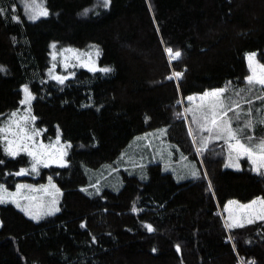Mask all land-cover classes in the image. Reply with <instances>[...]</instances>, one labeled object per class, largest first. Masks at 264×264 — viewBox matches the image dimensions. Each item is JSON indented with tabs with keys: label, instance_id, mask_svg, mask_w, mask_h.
I'll return each mask as SVG.
<instances>
[{
	"label": "trees",
	"instance_id": "16d2710c",
	"mask_svg": "<svg viewBox=\"0 0 264 264\" xmlns=\"http://www.w3.org/2000/svg\"><path fill=\"white\" fill-rule=\"evenodd\" d=\"M28 1L0 0V119L28 85L38 124L71 147L67 163L42 168L61 188L59 211L34 220L0 203V264H264V220L230 228L220 214L230 199L264 198L263 172L246 159L225 167L218 145L199 156L184 112L187 95L243 83L248 52L264 64V0H36L48 14L35 20ZM89 43L110 71L46 75L51 46ZM162 128L174 156L113 165L120 188H94L87 169L122 161L134 137ZM189 155L195 176L165 169ZM0 161V182L15 188L29 156L0 142Z\"/></svg>",
	"mask_w": 264,
	"mask_h": 264
},
{
	"label": "rangeland",
	"instance_id": "374dc122",
	"mask_svg": "<svg viewBox=\"0 0 264 264\" xmlns=\"http://www.w3.org/2000/svg\"><path fill=\"white\" fill-rule=\"evenodd\" d=\"M28 2L31 3L30 1ZM40 8L47 11L44 6H40ZM35 10H37L36 16H41L39 15V9L36 8ZM54 46L55 47L51 46L50 48V62L49 67L46 69V75L54 81L60 82L55 77H66L67 79L72 75L73 69L83 68L90 71H97L104 68L110 69L109 66H102L99 63L100 51L96 43H89L86 46H76L70 44H54ZM252 53L256 54V52H248L246 54L249 68V75L247 77L253 75V69H255L257 76L261 75L262 70L259 65H264L259 62L256 55L255 62H253L250 67L248 56ZM247 77L241 84H226L221 88L205 91L212 92L216 89H225V92L221 96V99L225 104L224 111H227L230 107L234 108L236 104L240 105V108L235 109V111H227L226 117L219 116L221 110L217 107V124L219 125V128L214 127L210 122L205 121L204 119L205 115L210 114L209 106L213 103L214 98L206 97L202 101L200 97L205 93L202 92L187 95L184 100L186 106L184 112H186L187 119L189 118L191 120L193 132L197 139L198 146H194L197 154L199 155V151L205 149L208 145L210 146V144L218 145L216 147L218 150L217 153L220 152L223 156L225 160V167L232 169H239L241 167L242 159L248 160L253 169H255L257 165H254L252 160L246 155H241L235 148L229 147L230 144L235 145L236 140L229 139L226 132L221 133L220 131L221 128L228 127L226 123L228 120L231 121L232 129L241 130L237 133L236 138L239 139L241 143L253 146L254 152L256 151L255 145L259 144V142L264 139V122H262L264 121V96H259V99L256 97L259 89H264V86L258 83L248 84ZM25 88L28 89V94H30L31 100L26 104L21 103L19 108L9 114H6L0 119V129H9L6 132H0V142L5 154H7L5 152V148L8 145L7 141L3 139L4 136H7L8 140L15 142L12 145L13 150H18V146H24L26 144L28 151L35 153L36 158L41 160L42 163H37V170L33 172L32 165L36 162L33 156L29 155L27 152H19V154H27L29 156V162L17 171L19 172L21 169H28L26 174L17 176L19 180L17 181L16 186L25 185L30 187H23L19 190L17 195L11 196L8 195V193H16L17 187L15 186V188H10L6 183L0 182V185H3L4 188L7 189L6 193L0 192V195L4 196L5 202L3 203H12L16 207L17 204H19L20 206L17 208L22 210L30 218L33 219V216L38 214L40 219H42L45 216L52 215L57 212L54 211L52 214H46L53 208L59 209V202L62 193L61 188L57 185L54 177L49 174L42 177V168L53 165H64L67 163V154L71 144L63 138L59 129L52 131L50 128L48 129L45 126L38 124L36 120L37 118H35V120L32 119V117H35L31 108L33 94L31 93L28 85H23L21 87V101L26 97V93L24 91ZM188 97H194V99L189 101L187 99ZM188 109H192V111H187ZM249 109L251 110L250 112ZM12 113H16V115L12 116ZM237 113L239 114L238 118ZM194 118L196 121L195 123L193 122ZM14 121L19 122V126H17V123H14ZM249 122L251 123L250 127L248 126ZM21 128H23L25 133L29 136H32L33 131L39 130V135L32 136L31 140H22L20 138V136L23 135V133H20ZM162 129L164 130V133L163 131H158L140 134L134 137L129 142L125 151V158L122 161L113 163L112 165H102L96 168L87 169L86 173L91 182L99 180L95 184L94 188L98 190L103 187H109L114 190L120 188L122 182L118 172L119 167L113 165L118 164V166L128 168L130 166H143L150 161L163 160V156L167 153V151L171 156H174L175 154L172 149H169L170 146L168 144L167 145L169 147L166 145L164 138L166 130L165 128ZM208 129H211V131ZM58 137L59 139H57ZM248 137H252L251 142L248 141ZM154 148L159 151H155ZM186 156L169 160V166L167 162V164L164 163L166 165L165 169H169V171L171 170L179 174L181 177H192L193 173L198 172V165L196 160L193 159L194 157H191L190 155L189 157ZM260 172L264 173V168H261ZM49 178H51V183L49 182ZM260 199L264 198L262 196H257L248 202H241L237 199L228 200L224 204L222 210H220V214L222 215L226 226L229 224H249L247 222L249 219L252 221L261 220L257 218L259 215H264V204L259 203ZM254 200L258 202L256 205H253L252 209H240V205L251 204ZM230 201H235L236 203L229 204Z\"/></svg>",
	"mask_w": 264,
	"mask_h": 264
},
{
	"label": "snow or ice",
	"instance_id": "6c2138e0",
	"mask_svg": "<svg viewBox=\"0 0 264 264\" xmlns=\"http://www.w3.org/2000/svg\"><path fill=\"white\" fill-rule=\"evenodd\" d=\"M109 3V0H105V7H107ZM27 8L29 9H33V8H37L39 9V15L41 16H46L48 13L46 10L40 8L39 5H36L35 4V0H32L31 3L27 4L26 5ZM3 10L0 9V12H2ZM31 19L35 20L37 19V16L36 15H31L30 16ZM53 47H55L53 45ZM71 51V50H69ZM166 51L169 53V56H170V60H176L178 58L181 57V52L180 51H173L171 48H168L166 49ZM99 54V53H97ZM255 56L256 54L255 53H252L248 56V60H249V66L251 67L253 62H255ZM260 69L262 70L261 72V75L257 76L256 75V72H255V69H253V75H250L249 77H247V82L248 84H253V83H258L262 86H264V65H259ZM95 70V69H93ZM101 71H104V72H108L110 71V69L108 68H104V69H101ZM174 76L176 77H180L182 74L181 73H174L173 74ZM56 79H58L61 83H63L64 79H66V77L64 78H61V77H55ZM171 78V77H170ZM25 93H26V97L24 100L21 101L22 104H26V103H29L30 100H31V96L30 94H28V89L25 88ZM225 92V89H216V90H213L212 92H205L201 97L200 99L203 101L206 97H212L214 98L213 100V103L210 104L209 108H210V114L209 115H205L204 116V119L205 121H208L210 122L214 127H217L219 128V125L217 124V119H218V114H217V107H219V109L221 110L220 113H219V116L221 117H226L227 116V111H235V109H239L240 108V105L239 104H236L234 108H228L227 111H224V108H225V104H224V101L221 99V96L222 94ZM260 97H258L259 99ZM189 101L193 100L194 97H188L187 98ZM187 111H192V109H188ZM251 110L249 109V112ZM16 113H12V116H15ZM238 113H237V118H238ZM33 120H35V117H32ZM193 122L195 123V118L193 119ZM264 122V121H262ZM14 123H17V126H19V122L17 121H14ZM227 125L228 127L226 128H221L220 131L221 133L223 132H226L227 135H228V138L229 139H235L236 140V143L235 145H229L230 148H235L241 155H246L249 159L252 160V163L254 165H257V167L254 169L255 171L257 172H260V169L261 168H264V139H262L259 144L255 145V149L256 151L254 152L253 151V146H249V145H246L244 143H241L239 139H237V133L239 131H241L240 129H232L231 128V121L228 120L227 122ZM248 126L250 127L251 126V123L249 122ZM204 127V126H202ZM9 129H0V132H6L8 131ZM209 131H211V129H208ZM20 133H23V135L20 136V138L22 140H31L32 139V136L34 135H39V130H35L33 131L32 133V136H29L25 133V130L23 128L20 129ZM219 138V137H218ZM3 139L5 141H7V147L5 148V152L8 154V155H11L13 157L17 156L19 154V152H27L29 155L33 156V158L35 159V163H33L32 165V171L35 172L37 169H36V164L37 163H42L41 160H39L38 158H36V154L33 153V152H29L28 151V148H27V145L25 144L24 146H18V150H13L12 148V145L15 143L14 141H11V140H8L7 136H4ZM59 139V137L57 138ZM252 140V137H248V141L251 142ZM51 147V146H49ZM253 157H256V158H253ZM0 163H3L2 161H0ZM47 166V165H45ZM227 166V165H226ZM238 166V165H237ZM28 172V169H21L19 172L15 173V175L19 176V175H24ZM264 174V173H262ZM193 176L196 175V173H193L192 174ZM49 182L51 183V178H49ZM17 192L16 193H8V195H11V196H15L17 195V193L19 192V190L23 187H30V186H25V185H17ZM43 187V186H42ZM54 187V185H53ZM58 191V190H57ZM0 192H7V189L4 188L3 185H0ZM5 202V199H4V196L3 195H0V203H3ZM258 201L254 200L251 202V204H248V205H240V209L242 210H250L252 209L253 205H256ZM236 203L235 201H230L229 204H234ZM259 203L260 204H264V199H260L259 200ZM20 205L17 204V207H19ZM226 209H227V206H226ZM26 211V209H25ZM54 211H59L58 208H53L51 209L48 213L46 214H52V212ZM258 219H261V220H264V215H259L257 216ZM33 219H40V216L37 214V215H34L33 216ZM248 223H252L253 221L251 219H249L247 221ZM243 226L242 224H229L228 227H241ZM148 228V231H153L152 229V226L151 225H148L147 226ZM254 264V262H253Z\"/></svg>",
	"mask_w": 264,
	"mask_h": 264
},
{
	"label": "crops",
	"instance_id": "0c3cea01",
	"mask_svg": "<svg viewBox=\"0 0 264 264\" xmlns=\"http://www.w3.org/2000/svg\"><path fill=\"white\" fill-rule=\"evenodd\" d=\"M154 150H155V151H159V150H157L156 148H154ZM164 155H165V154H164ZM156 161H157V160H156ZM167 163H168V166H169V162H167ZM167 163H166V164H167Z\"/></svg>",
	"mask_w": 264,
	"mask_h": 264
}]
</instances>
